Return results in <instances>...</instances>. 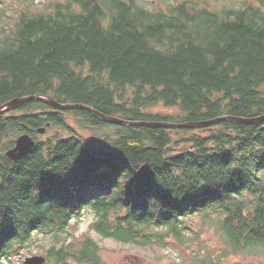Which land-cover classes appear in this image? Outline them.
Here are the masks:
<instances>
[{"label":"trees","instance_id":"obj_1","mask_svg":"<svg viewBox=\"0 0 264 264\" xmlns=\"http://www.w3.org/2000/svg\"><path fill=\"white\" fill-rule=\"evenodd\" d=\"M56 0L0 14V107L48 97L129 122L186 123L264 115V0ZM162 104L180 114H150ZM69 116L80 136L67 123ZM57 132L40 140L38 129ZM35 141L17 162L5 152ZM104 238L136 245L224 247L195 264L264 251V122L201 129L106 123L83 109L31 99L0 114V264L46 234V262L105 264L71 222L84 212ZM199 217L195 231L188 219ZM72 263H71V262Z\"/></svg>","mask_w":264,"mask_h":264},{"label":"rangeland","instance_id":"obj_2","mask_svg":"<svg viewBox=\"0 0 264 264\" xmlns=\"http://www.w3.org/2000/svg\"><path fill=\"white\" fill-rule=\"evenodd\" d=\"M56 0H0V14L4 12L6 16L17 13L21 9L30 6V12L45 11L51 2ZM155 4V7L160 6L154 0H144ZM191 1V0H190ZM206 1L211 8L221 7L222 4H226L229 0H199ZM236 1V0H233ZM150 114H163L168 116H177L180 111L177 108H167L162 104H158L148 110ZM68 125L80 136L89 139L92 137L90 132L79 130L73 124L72 119L67 116ZM45 132V131H44ZM57 132L61 137H67V132L61 128L55 127L49 132L39 134L36 137L40 140H44L48 136H51ZM94 221V215L92 212H84L79 219H75L71 222L69 228V239L76 246L87 238L92 239L98 244L99 255L105 264H195L197 255L206 256L207 252H216L218 254L219 249L224 247L221 240V234L216 232L214 228L204 227L203 231L199 235V239L192 243L185 245H179L176 241L169 238L167 245L162 247L157 244H149L145 246L123 243L111 238L101 237L92 228V222ZM191 227L195 231L201 226L199 217H190L188 219ZM35 245L32 249L24 250L22 255L12 257L6 264H25L24 261L27 257L43 256L45 248L51 245V239L48 235L38 234L34 238ZM71 262V261H70ZM72 263V262H71ZM44 264H55L53 262H46ZM220 264H264V251L257 255L251 256H229L225 258Z\"/></svg>","mask_w":264,"mask_h":264},{"label":"water","instance_id":"obj_3","mask_svg":"<svg viewBox=\"0 0 264 264\" xmlns=\"http://www.w3.org/2000/svg\"><path fill=\"white\" fill-rule=\"evenodd\" d=\"M31 99H38L48 106L55 107L59 110H66V109H83L92 112L94 115H96L98 118L103 120L106 123L110 124H124V125H131V126H144V127H150V128H191V129H201L206 128L211 125H214L222 120H230L234 122H239L243 124H256L264 122V115L254 118H241V117H234V116H228V117H220L216 118L210 121H202V122H186V123H163V122H129L125 120L118 119L116 117L107 116L104 115L96 110H93L90 107L83 106V105H71V104H61L58 102H55L54 100L36 95L31 97H24V98H16L11 100L10 102H7L3 106L0 107V114L5 113L7 111L12 110L13 108L18 107L19 105L23 104L26 101H29ZM45 131L44 128H39L38 133L43 134ZM35 145V141L29 134H21L19 135L14 141H13V147L8 149L5 152V156L11 160L12 162H17L20 160L25 154H27ZM25 264H44L45 258L42 256H33V257H27L24 261Z\"/></svg>","mask_w":264,"mask_h":264},{"label":"bare ground","instance_id":"obj_4","mask_svg":"<svg viewBox=\"0 0 264 264\" xmlns=\"http://www.w3.org/2000/svg\"><path fill=\"white\" fill-rule=\"evenodd\" d=\"M14 109V108H13ZM2 114V113H1Z\"/></svg>","mask_w":264,"mask_h":264}]
</instances>
